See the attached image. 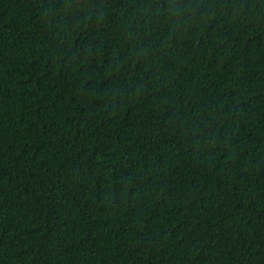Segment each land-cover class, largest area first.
I'll list each match as a JSON object with an SVG mask.
<instances>
[{
	"label": "trees",
	"instance_id": "trees-1",
	"mask_svg": "<svg viewBox=\"0 0 264 264\" xmlns=\"http://www.w3.org/2000/svg\"><path fill=\"white\" fill-rule=\"evenodd\" d=\"M0 264H264V0H0Z\"/></svg>",
	"mask_w": 264,
	"mask_h": 264
}]
</instances>
